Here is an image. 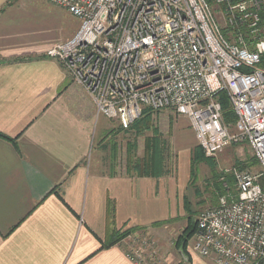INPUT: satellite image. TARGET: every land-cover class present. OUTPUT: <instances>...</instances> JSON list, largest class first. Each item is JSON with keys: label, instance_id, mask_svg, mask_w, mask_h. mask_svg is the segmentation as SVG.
I'll list each match as a JSON object with an SVG mask.
<instances>
[{"label": "crops", "instance_id": "crops-1", "mask_svg": "<svg viewBox=\"0 0 264 264\" xmlns=\"http://www.w3.org/2000/svg\"><path fill=\"white\" fill-rule=\"evenodd\" d=\"M79 25L42 0H0V264H133L116 236L160 240L180 219L183 232L199 208H215L229 192L232 178L220 179L215 168L198 181L210 161L193 164L194 133L172 113L150 114L152 128L131 130L120 166L118 122L97 116L88 94L45 57ZM144 156L161 167L136 172ZM174 248L179 264H214Z\"/></svg>", "mask_w": 264, "mask_h": 264}, {"label": "built area", "instance_id": "built-area-1", "mask_svg": "<svg viewBox=\"0 0 264 264\" xmlns=\"http://www.w3.org/2000/svg\"><path fill=\"white\" fill-rule=\"evenodd\" d=\"M76 18L79 29L48 49L93 101L97 116L131 130L145 111L186 118L198 147L214 158L247 145L259 172L227 169L235 198L198 214L191 250L214 264H264V39L260 0H42ZM217 7L235 41L215 17ZM255 36L252 50L243 30ZM225 94L235 121L223 122ZM133 264H168L157 244L125 237ZM121 241V242H122Z\"/></svg>", "mask_w": 264, "mask_h": 264}, {"label": "rangeland", "instance_id": "rangeland-1", "mask_svg": "<svg viewBox=\"0 0 264 264\" xmlns=\"http://www.w3.org/2000/svg\"><path fill=\"white\" fill-rule=\"evenodd\" d=\"M260 2H261L260 9H261L262 5L264 4V0H260ZM212 6H213V9L216 10L215 17L219 23V26L223 30L224 34L226 35L228 40H230L232 42L235 41L236 35H235L234 31H231V29H229L227 27V25H226L227 22L225 21V17L222 14H220V12H222V13H224V12L220 11L221 8L219 10L214 5H212ZM259 14H260V11H259ZM256 37H257V39H264V29H262L260 26H259V32H258ZM255 39H256L255 36H249V37L245 36V41L247 43H250V45H248L249 50L253 49V46H251V43H253L255 41ZM164 113H172V115H174L176 117L175 113H173V112H164ZM177 118H175V120H177ZM229 128L232 129L231 124H229ZM131 132L132 131L130 130L128 132H118V134H117V139H118L117 146L119 149V156H120L119 164H120V166L123 165V159L124 158H125V162L127 161V144L129 143V141L131 139V137L129 135V134H131ZM136 143H137V148H138L137 149V155L140 158L142 156V152H141V150H142V138L137 140ZM197 146H195V148H196L195 150L197 152L201 153L202 159H207L210 161V163L207 167H205L204 165H203V167L199 166V168L201 167L200 173L198 175V181H200V182H202L203 180L208 181L210 179V172H209L210 170L209 169L214 170V168L217 171L218 177L220 179L221 178L224 179V181L227 178H230V174H225V170H227V169H247V170L252 171V172L253 171L259 172V167H258V165L254 159L252 151L250 150V148L247 145L243 144V145H236V146L227 147L223 150L222 154H218L214 158H206L202 154L200 148ZM171 155H172L171 156L172 157L171 168H173L175 166V164H177V161H175V155L176 154L171 151ZM209 161H207V162H209ZM201 163H203V160L199 161V163L195 164V166L201 165ZM226 183L228 184L229 192L234 193L235 188L233 186L234 184L231 183V180L229 182L226 181ZM262 183L264 184V180L262 181ZM229 184H231V186ZM201 187H202V184L199 185L198 191L202 190ZM230 187H232V188H230ZM190 194H191V192H190ZM205 195H208V192ZM190 196L192 197V194ZM206 197H209V196H206ZM208 208H210V207H208ZM208 208H204V209L199 208L198 209L199 211H198L197 215L195 217H193L194 219L192 218L190 220L188 227H187V230L191 229L192 225L196 226V219H197L198 214H200L204 210H207ZM185 225H186V223H185L184 219L183 220L180 219L179 221L174 222V224L173 223L168 224L167 227L164 229L163 236L159 238L160 240H158V238H155L152 234L150 235L149 233L148 234L147 233L141 234V235L146 236L147 239H149L151 241H154V242L156 241L160 247H162V245H163V251H160V253L163 255L165 261L168 264H179V263H177V261H178L177 259H173V256L178 257V254H179V253H177L178 251H171V254H170V247L171 248L175 247L176 249H179V251L180 252L182 251V254L185 255V253L189 252L188 248H191L192 242H193V239L195 236V234H194V236H192V238L190 240H188V242L186 243L185 249L182 250V246H181V244H179L178 241H179V237L184 232V231L182 232V230L184 229ZM159 241L162 245H160ZM165 248L169 252L166 253L164 251Z\"/></svg>", "mask_w": 264, "mask_h": 264}, {"label": "trees", "instance_id": "trees-1", "mask_svg": "<svg viewBox=\"0 0 264 264\" xmlns=\"http://www.w3.org/2000/svg\"><path fill=\"white\" fill-rule=\"evenodd\" d=\"M259 18H260L259 26L262 29H264V4L262 5V8L260 9ZM223 34H224V32H223ZM243 34H244V38H245V36L249 37V31L248 30L244 29ZM224 36L226 37L225 34H224ZM261 68L264 69V58H263L262 63H261ZM218 100L221 103L222 110H223V122L226 125H229V124L233 125L234 121H235V117H234L233 112L230 110V107L228 105L227 98H226L225 94L218 95ZM150 114L151 113L149 111H145L143 116L132 125L131 130L136 131L137 133H141L144 131H148L150 128H152V127H150V125H151ZM0 138H3V137L0 136ZM199 161H202V156H201L200 152H196L195 156L193 157V164H197V163H199ZM151 162L152 161L149 160L147 156H144V158L141 161L137 160L134 164V166L136 168V172H139L140 168H142V171H145L144 173L143 172L142 173L149 175V173H150L149 171L151 170L152 167H155L157 169H159L161 167V166H159V163L157 161H153L152 163ZM230 179H231V177H230ZM232 180H231V183L233 182ZM196 230H197L196 226L192 225L191 229L185 230L183 235H181L179 237L178 242H179V244H181L182 250L185 249L186 243L188 242V240H190L192 238V236H194V234L196 233ZM129 233L130 232H123L122 234L116 236L112 242L116 243V242L124 239Z\"/></svg>", "mask_w": 264, "mask_h": 264}]
</instances>
